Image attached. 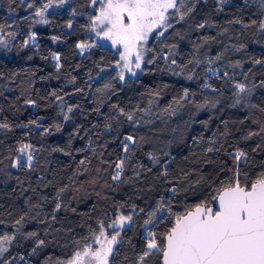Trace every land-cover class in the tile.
Segmentation results:
<instances>
[{
	"label": "trees",
	"instance_id": "1",
	"mask_svg": "<svg viewBox=\"0 0 264 264\" xmlns=\"http://www.w3.org/2000/svg\"><path fill=\"white\" fill-rule=\"evenodd\" d=\"M55 1L0 0V237H14L3 258L66 264L98 221L131 215L113 264H138L148 232L171 226L169 208L183 214L233 177L236 150L247 153L242 183L264 172V0H189L181 11H192L152 36L142 71L123 80L118 54L89 30L98 4L66 0L34 24ZM81 43L96 46L80 55ZM24 145L31 167L13 168Z\"/></svg>",
	"mask_w": 264,
	"mask_h": 264
},
{
	"label": "snow or ice",
	"instance_id": "2",
	"mask_svg": "<svg viewBox=\"0 0 264 264\" xmlns=\"http://www.w3.org/2000/svg\"><path fill=\"white\" fill-rule=\"evenodd\" d=\"M65 2L66 0H60L61 4ZM91 3L93 6L98 4L99 7L96 9V14L89 17V30L100 40L110 41L112 48L118 50L122 48V51H119L117 65L122 62V67L129 71L132 70L133 64L136 69L141 68L144 53L149 51L145 45L150 34L155 30L163 29L157 32L156 38H159L164 35V31L172 27L170 17L173 13L169 10L178 14L179 20H183L188 12L192 11V8H189L187 12H180V7H183L182 0H91ZM48 7H51V4L37 10L36 16H42ZM38 23L47 24L48 21L41 20ZM204 26V24L199 25L201 28ZM260 27L264 29V22ZM31 38L34 40L35 35L33 34ZM56 39L58 38L53 37V40ZM27 43L25 41V44ZM94 46L96 45L81 43L76 47L83 51ZM54 59L59 61V55L54 54ZM152 62V60L147 61V63ZM256 63L260 64L261 61L257 60ZM59 67L57 63V68ZM118 75L121 80L124 79L123 71ZM237 88L244 91L243 85H237ZM184 96H188L187 90ZM68 111L71 112L72 109L69 108ZM67 118L65 116V119ZM0 127L6 128L8 125H0ZM126 140L132 141L133 138L128 136ZM28 147L30 145H24L18 151L23 153ZM124 150L128 151L127 144L124 145ZM246 157L247 153L236 150L232 156L236 162L233 177L222 182L221 187L214 190L208 201L192 206L183 214L173 213L169 208L167 216L171 218V226L162 233L148 232L144 250L138 257V264H146L147 258L151 255H159L161 264H264V172L253 180H248L247 173H244L245 180L242 183L239 162ZM32 160L31 154L26 160L17 157L11 166L31 167ZM81 163L83 164L84 161ZM116 168L122 170L123 161L117 163ZM112 178L118 180L120 171H117ZM60 207L58 203L56 209L59 210ZM163 208L164 205L161 204L156 211L149 213L145 225L152 224L156 219V212ZM164 218L161 216L160 220ZM132 222L131 215H119L108 224L98 221V234L92 231L91 237L98 247L94 248L91 243H85L81 247L80 241H76L78 250L66 264H113L117 246L122 243L121 230ZM16 223L19 224L20 221ZM107 229L112 230L111 234ZM28 235L31 237L36 233ZM13 238L7 235L0 237V255L8 251L3 245ZM84 239L87 241L89 238ZM43 243V240L39 241V244Z\"/></svg>",
	"mask_w": 264,
	"mask_h": 264
},
{
	"label": "rangeland",
	"instance_id": "3",
	"mask_svg": "<svg viewBox=\"0 0 264 264\" xmlns=\"http://www.w3.org/2000/svg\"><path fill=\"white\" fill-rule=\"evenodd\" d=\"M188 1H189V0H182V4L184 5V4H186ZM65 3H66V2H65ZM65 3L61 4V3H60V0L50 3V4H51V7H48V8L43 12V15H42V16H36V14L34 15V16H35V17H34V24H42V23H38V21L45 20V15H46L47 11H49V10H53V9H59V8H60L61 6H63ZM178 6H179V5H178ZM43 8H44V7H43ZM43 8H42V9H43ZM181 8H182V7H180V12H182V11H181ZM169 11L173 13L172 16L170 17L171 22H172L173 20H175L177 17H179V15H178V14H175V13L173 12V10H169ZM162 30H163V29L155 30L152 34H150L148 41L150 40V38H151L152 36H156L158 31H162ZM164 32H165V31H164ZM90 33L93 35L95 43H97V44H99V45H104V46H109V47H111L110 41H102V40H100L98 37H96V35H95L94 32L90 31ZM160 37H162V36H160ZM31 40H32V38H31ZM0 41H2L3 43H6V42L8 41V38L6 39V38H3V36H0ZM148 41H147V44L145 45V47H146L147 49H148ZM0 44H2V43H0ZM118 47H119V46H118ZM111 48H112V47H111ZM88 49H89V48L84 49V50L82 51L81 49L78 48V53L81 55V54H83V53H84L86 50H88ZM112 49L118 54V58H117V61H118V60H119V51H122V48L119 49V50H118L117 48H112ZM146 56H147V52L144 53V62L142 63L141 68H140V69H136L135 66H134V64H133V65H132V70H131V71H129V70H127V69H124V68L122 67V62H121V64L118 66V65H117V61H116V62L112 65V68H113L115 74L117 75L118 79H120L118 73L121 72V71H123V73H124V77H126V76H136V75H138V74L142 71V69H143V67H144V65H145V63H146ZM53 61H54V63H57V60L54 59V55H53ZM210 72H211V71H210ZM133 73H135V74H133ZM120 80H121V79H120ZM246 99H247V92L245 91V92H242V93H241V97H240L241 103L245 104V103H246ZM127 142H128V143H131L132 141H127ZM154 147L160 149V148H162V143H161V142H155ZM28 155H29V153H28L27 150L24 151L23 154L21 153V157L23 156V159H25V160L27 159V156H28ZM128 227H129V224H128V225H125V228H124L123 230H121V237H120V239H121L122 237H124L125 233L127 232ZM107 231H108V230H107ZM111 232H112V230L110 229V230H109V233L111 234ZM10 242H11V240H9L8 242H6L3 246L6 247V248L8 249V248H9V244H10ZM89 243H91L92 246H93L94 248H95V247H98V245H96V244L92 241V239L89 241ZM118 246H119V245H118ZM118 246H117V247H118ZM77 250H78V249H77ZM5 253H6V252H4L2 255H0V264H4V262H7V264H26V261H25V260L20 259V258L16 257L15 255L12 256V257H10V258H8V259H6V260H4L3 256H4Z\"/></svg>",
	"mask_w": 264,
	"mask_h": 264
},
{
	"label": "water",
	"instance_id": "4",
	"mask_svg": "<svg viewBox=\"0 0 264 264\" xmlns=\"http://www.w3.org/2000/svg\"><path fill=\"white\" fill-rule=\"evenodd\" d=\"M160 264H161V259H160Z\"/></svg>",
	"mask_w": 264,
	"mask_h": 264
}]
</instances>
